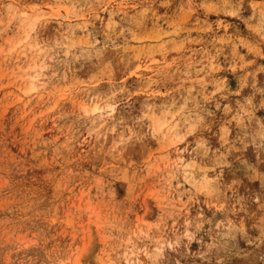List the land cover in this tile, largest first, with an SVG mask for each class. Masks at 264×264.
I'll return each mask as SVG.
<instances>
[{
  "label": "rangeland",
  "instance_id": "1",
  "mask_svg": "<svg viewBox=\"0 0 264 264\" xmlns=\"http://www.w3.org/2000/svg\"><path fill=\"white\" fill-rule=\"evenodd\" d=\"M0 264H264V0H0Z\"/></svg>",
  "mask_w": 264,
  "mask_h": 264
},
{
  "label": "bare ground",
  "instance_id": "2",
  "mask_svg": "<svg viewBox=\"0 0 264 264\" xmlns=\"http://www.w3.org/2000/svg\"><path fill=\"white\" fill-rule=\"evenodd\" d=\"M33 86L31 85V87H29L27 90L30 91V90H33Z\"/></svg>",
  "mask_w": 264,
  "mask_h": 264
}]
</instances>
